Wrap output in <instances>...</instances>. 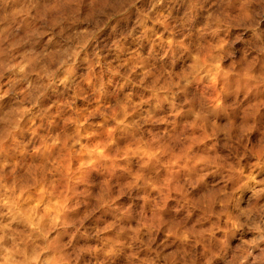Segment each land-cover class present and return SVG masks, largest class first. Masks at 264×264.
<instances>
[{
    "label": "clouds",
    "instance_id": "1",
    "mask_svg": "<svg viewBox=\"0 0 264 264\" xmlns=\"http://www.w3.org/2000/svg\"><path fill=\"white\" fill-rule=\"evenodd\" d=\"M0 264H264V0H0Z\"/></svg>",
    "mask_w": 264,
    "mask_h": 264
},
{
    "label": "rangeland",
    "instance_id": "2",
    "mask_svg": "<svg viewBox=\"0 0 264 264\" xmlns=\"http://www.w3.org/2000/svg\"><path fill=\"white\" fill-rule=\"evenodd\" d=\"M99 219V218H98ZM96 227H99V225L97 224V225H95Z\"/></svg>",
    "mask_w": 264,
    "mask_h": 264
}]
</instances>
